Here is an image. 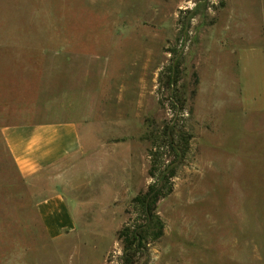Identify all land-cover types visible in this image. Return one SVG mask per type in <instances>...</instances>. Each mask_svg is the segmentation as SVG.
<instances>
[{
  "label": "rangeland",
  "instance_id": "1",
  "mask_svg": "<svg viewBox=\"0 0 264 264\" xmlns=\"http://www.w3.org/2000/svg\"><path fill=\"white\" fill-rule=\"evenodd\" d=\"M237 60L232 101L229 79L209 80ZM263 64L264 0H0V123L85 129L66 193L75 227L57 239L35 204L63 171L28 186L0 139V264H122L118 231L153 183L147 133L170 120L188 152L156 204L163 236L136 264H264ZM158 152L161 169L175 157Z\"/></svg>",
  "mask_w": 264,
  "mask_h": 264
},
{
  "label": "crops",
  "instance_id": "2",
  "mask_svg": "<svg viewBox=\"0 0 264 264\" xmlns=\"http://www.w3.org/2000/svg\"><path fill=\"white\" fill-rule=\"evenodd\" d=\"M237 47H232L234 49L231 48L230 51L235 52ZM214 68L212 69L214 73L212 72L209 80L210 87H215L217 79L220 83L224 79H229L227 97L228 99L231 97L232 101H238L242 87L234 82H237L239 70L242 68L241 61L222 62L220 72L215 71ZM262 70L264 73V64ZM231 79L236 80L231 84ZM225 84L222 83L223 86ZM233 86L235 87L232 88ZM254 100L253 105H256L257 98ZM258 109L264 112V100ZM3 121L1 120L0 123V139L6 146L18 176L25 184L35 188L40 178L47 172L63 171V175L61 174L57 181H51L50 187L53 190L44 193L35 204L39 221L47 236L57 239L75 227L73 215L75 208H72L74 202L66 193L68 187L72 186L69 178L74 176L73 163L76 162L77 165L84 159L82 155L85 146L82 133L85 129L72 118L41 123L26 120L20 123L13 122L12 119L6 123ZM261 244L263 245L264 242ZM258 256L264 260V249L261 246H259Z\"/></svg>",
  "mask_w": 264,
  "mask_h": 264
},
{
  "label": "trees",
  "instance_id": "3",
  "mask_svg": "<svg viewBox=\"0 0 264 264\" xmlns=\"http://www.w3.org/2000/svg\"><path fill=\"white\" fill-rule=\"evenodd\" d=\"M172 66L166 68L168 89L176 87L178 80L177 64ZM178 105L182 108L183 104L177 99L173 106ZM173 124L174 120L165 122L161 131L157 125L149 127L147 133V138L151 142L149 176L153 179V183L149 185L146 192L137 195L132 200L137 221L133 224H126L118 231V238L122 243V264H136V256L146 255L147 245L163 236L164 222L156 213V204L171 191V179L175 176L177 166L188 152V139L191 137L182 130H177ZM162 146H166L175 157L167 163L162 161L161 169L158 161L162 153L158 151ZM153 149H155L154 152Z\"/></svg>",
  "mask_w": 264,
  "mask_h": 264
}]
</instances>
